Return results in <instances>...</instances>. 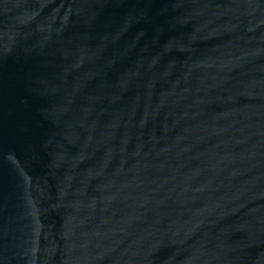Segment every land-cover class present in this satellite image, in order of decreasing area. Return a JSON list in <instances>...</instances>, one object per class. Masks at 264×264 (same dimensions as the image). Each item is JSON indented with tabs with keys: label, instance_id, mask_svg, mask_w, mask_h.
Listing matches in <instances>:
<instances>
[{
	"label": "water",
	"instance_id": "obj_1",
	"mask_svg": "<svg viewBox=\"0 0 264 264\" xmlns=\"http://www.w3.org/2000/svg\"><path fill=\"white\" fill-rule=\"evenodd\" d=\"M0 264H264V0H0Z\"/></svg>",
	"mask_w": 264,
	"mask_h": 264
}]
</instances>
